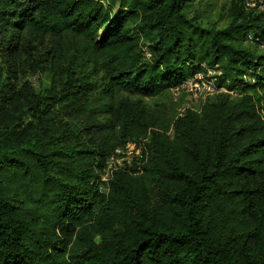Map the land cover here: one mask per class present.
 <instances>
[{
	"label": "trees",
	"instance_id": "1",
	"mask_svg": "<svg viewBox=\"0 0 264 264\" xmlns=\"http://www.w3.org/2000/svg\"><path fill=\"white\" fill-rule=\"evenodd\" d=\"M229 2L0 0V264H264V12Z\"/></svg>",
	"mask_w": 264,
	"mask_h": 264
},
{
	"label": "rangeland",
	"instance_id": "2",
	"mask_svg": "<svg viewBox=\"0 0 264 264\" xmlns=\"http://www.w3.org/2000/svg\"><path fill=\"white\" fill-rule=\"evenodd\" d=\"M225 6L226 10H223ZM229 7L230 2L227 0H198L195 12L201 13L202 11H204L210 19L223 18L224 24L225 17L226 19L228 18L227 9ZM28 70L29 69L25 70V80H29L37 85V80L35 79V77L31 76L32 74H29V72H27ZM215 73L216 72L212 70L208 71V74H206L205 77H209V79H211L216 75ZM35 76L38 77V73L35 74ZM189 87L182 88L180 90H173L171 94H168L165 97H159L156 99H146L145 103L148 107H150L153 112L160 114L165 119H169L173 118L179 113H183L184 110L188 107V105L192 104V108L198 110L204 103H206L209 99L213 98L211 97L206 100L199 101L194 100V103H191L190 101L193 99V91ZM232 95L234 97L236 96L235 93H232ZM106 171L107 172L104 177H107L109 173L108 169H106Z\"/></svg>",
	"mask_w": 264,
	"mask_h": 264
},
{
	"label": "built area",
	"instance_id": "3",
	"mask_svg": "<svg viewBox=\"0 0 264 264\" xmlns=\"http://www.w3.org/2000/svg\"><path fill=\"white\" fill-rule=\"evenodd\" d=\"M244 2L247 7L257 8L258 10L264 12V0H244ZM216 81V77H212L211 79H209V77L206 78L204 74H198V76H195V78L186 81L182 86L183 88H187L190 86L189 88L193 91V99L190 102L194 103V100H206L220 92H226L224 88H219L217 86ZM187 108H192V104L188 105ZM143 149H145V147L142 144H139L137 142H128L123 148L116 150L115 154L111 156L108 161L107 169L109 173L107 177L103 176L102 180L108 181L109 177L112 174V171L121 169L124 166H129L134 157L141 156ZM101 190L105 191L106 188L101 187Z\"/></svg>",
	"mask_w": 264,
	"mask_h": 264
}]
</instances>
